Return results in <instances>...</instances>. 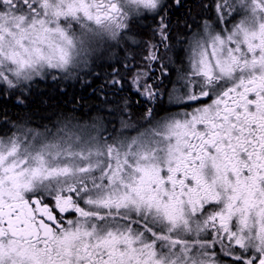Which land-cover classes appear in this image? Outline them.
<instances>
[{"label": "snow or ice", "instance_id": "1", "mask_svg": "<svg viewBox=\"0 0 264 264\" xmlns=\"http://www.w3.org/2000/svg\"><path fill=\"white\" fill-rule=\"evenodd\" d=\"M173 6L0 0V102L122 59L132 92L176 109L148 107L143 131L126 119L119 132L69 119L0 131V264H264V0L201 3L215 20L167 87ZM148 20L137 66L132 27ZM107 83L123 88L119 68Z\"/></svg>", "mask_w": 264, "mask_h": 264}, {"label": "trees", "instance_id": "2", "mask_svg": "<svg viewBox=\"0 0 264 264\" xmlns=\"http://www.w3.org/2000/svg\"><path fill=\"white\" fill-rule=\"evenodd\" d=\"M211 2L212 0H189L187 2L182 0V6L171 7L173 11V15L169 16L171 31L176 36H181L190 29L196 28L200 24V19L209 16L210 13L209 10L199 5ZM151 24V20L140 22L139 26L133 25L132 32L137 34V39L141 36L143 37L141 41L147 42L151 35L148 34L149 27L145 25ZM135 52L139 59L144 54V50L135 49ZM113 67L119 68L121 75L126 79L127 72L122 70V59L120 63L104 59L97 61L89 69V74H84L81 80L62 82L60 85L48 80V82L41 81L35 94L30 96L24 104H18L14 96L0 102V122L8 121L7 124L0 123V131L6 130L14 123L42 127L64 119L75 121V123H101L109 131L115 130V132L121 127L117 125V120L109 122L115 117L121 118V121L129 120L132 124L138 123L144 109L134 106L132 97L121 94L120 89L107 83ZM125 100L128 101V109L122 111L125 107ZM162 110L163 105H160L158 112Z\"/></svg>", "mask_w": 264, "mask_h": 264}, {"label": "flooded vegetation", "instance_id": "3", "mask_svg": "<svg viewBox=\"0 0 264 264\" xmlns=\"http://www.w3.org/2000/svg\"><path fill=\"white\" fill-rule=\"evenodd\" d=\"M187 1H189V0H185V2H187ZM176 7L177 6H174V8H176ZM169 11H170V15H173V11H171V9ZM208 17L209 16L203 17L200 20L202 21L205 19H209ZM170 21H171V18H170ZM141 22H145V21H141ZM201 24H203V23L201 22ZM149 28H151V27H149ZM171 30L172 29H170V40L168 42L169 43V50L167 52V56L165 57V62L168 63L169 76L167 78H163V80H162L163 86H167V87H171V85L169 84V79H175L174 74H177V72L179 70H181L184 67V65H186V63H187V53L185 51L187 46L185 45V42H187L188 38L193 33V30L190 29L189 32L184 33L181 36H176L175 33H173V31H171ZM142 39H143V37H141V36L139 39H137V41L141 42V46L138 48H135L136 50H144L145 51V49L143 48L144 42L141 41ZM158 40H159V37H155L154 39L151 40V42L156 43ZM160 52H161V54L164 53L163 47L160 48ZM139 54H140V52H139ZM141 59H142V57L140 59L136 57V60L133 63L138 66ZM179 60H180V62H181V60H183V67L181 65H177V62H179ZM178 66H179V70L177 69ZM122 70H125L124 67H122ZM133 71H135V68H133ZM154 71L156 72V75H159V65L158 64H157L156 68L154 69ZM130 78H131L130 74L127 73V77L125 79V84H124L123 88L120 89L121 94H125V95L132 97L134 106L142 107V109H144L143 113L145 112V110L148 107H152L155 109V116L156 117L164 116L167 111H175L176 110L172 105L167 103V97L166 96L162 95L161 97H159L158 102L153 104L151 102L145 101L144 98L139 96L137 93L132 92L130 90V87H129ZM110 79H111V75L109 76L108 80H110ZM160 105H163V110L161 112H158Z\"/></svg>", "mask_w": 264, "mask_h": 264}, {"label": "rangeland", "instance_id": "4", "mask_svg": "<svg viewBox=\"0 0 264 264\" xmlns=\"http://www.w3.org/2000/svg\"><path fill=\"white\" fill-rule=\"evenodd\" d=\"M208 18H210L211 20H215V15H214V13H212V12H210L209 13V17ZM149 21V20H148ZM147 22V21H146ZM201 22L203 23L204 22V20H200V24L194 29V28H192L191 30H193V32H195L197 29H198V27L200 26V25H202L201 24ZM231 26V21L229 22V24H228V27H230ZM151 28H149L148 29V34H152V31L150 30ZM192 32V31H191ZM191 36V35H190ZM185 45L187 46V42H185ZM184 45V46H185ZM177 65H181L182 67H183V60H181V62H180V60H179V62H177ZM185 66V65H184ZM177 69L179 70V66L177 67ZM88 72H89V70H87ZM84 75V73H81V76H83ZM176 76V74H174V77ZM48 81H51L50 79L48 80ZM48 81H46V82H48ZM73 81H75V80H69V81H66V82H73ZM43 82V81H42ZM167 103H168V101H167ZM169 104V103H168ZM142 117V116H141ZM140 117V120H139V122L138 123H134L133 125L135 126V128H136V130H138V131H143L144 130V128H147V127H149V125L147 124V122L145 121V120H143L142 118ZM160 117H163V116H158V117H156L157 119H159ZM114 120H117L116 121V123H117V125L118 126H121V118L120 119H118L117 117H115L113 120H110L109 122H111V121H114ZM73 123H75V121H72ZM53 123H55V122H53ZM52 123V124H53ZM87 124H89V123H87ZM89 125H91V124H89ZM49 127H51L52 125H48ZM121 130V127L120 128H118V130H117V132H119ZM111 131H113V130H111ZM129 132H130V134L131 135H135L136 134V131H132L131 129H129L128 130ZM106 135H107V133H105Z\"/></svg>", "mask_w": 264, "mask_h": 264}]
</instances>
